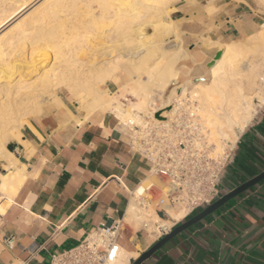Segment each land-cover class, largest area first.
<instances>
[{
  "label": "crops",
  "instance_id": "1",
  "mask_svg": "<svg viewBox=\"0 0 264 264\" xmlns=\"http://www.w3.org/2000/svg\"><path fill=\"white\" fill-rule=\"evenodd\" d=\"M169 15L182 21L193 56L181 67L198 77L222 52L208 59L212 50L202 44L227 45L256 34L264 25V1L180 0ZM122 84L109 82L107 88L119 94ZM57 96L59 102L48 101L22 127L25 144L15 156L27 167V179L14 199H0V264H50L52 255L78 246L111 219H127L134 192L149 176L151 164L133 149L130 125L112 112L85 118L63 93ZM262 172L264 102L239 135L219 199ZM186 220L173 227L172 222L171 230ZM162 238L127 225L120 244L136 254L127 264ZM143 264H264V181L171 239Z\"/></svg>",
  "mask_w": 264,
  "mask_h": 264
},
{
  "label": "bare ground",
  "instance_id": "2",
  "mask_svg": "<svg viewBox=\"0 0 264 264\" xmlns=\"http://www.w3.org/2000/svg\"><path fill=\"white\" fill-rule=\"evenodd\" d=\"M176 1L0 0V199H14L27 179V167L6 146L11 142L25 144L20 140L19 128L33 115H40L47 100L59 102L57 90H66L78 109H85L89 115L112 112L130 126L168 123L183 106L200 118L214 157L223 156L226 146L238 141V134L247 129L258 112L255 103L261 107L264 101V25L245 43L226 46L208 41L209 50L224 52L202 76L193 77L191 69L177 67L179 61L193 59L187 52L171 63H163L167 57L164 53L161 61L148 64V53L161 45L167 52L171 46L168 36L173 26L167 7ZM33 12L32 19L25 20ZM31 25H35L33 31L44 30V38L31 37ZM156 30L163 38L160 42L153 40ZM27 42L28 54L13 60L16 50ZM43 57L49 59V67L34 81L20 74L33 70ZM140 71L162 88L161 108L155 107L151 83H143L144 73ZM120 81V97L126 98L129 105L117 98L118 92L99 88ZM175 82L180 86L168 93ZM151 183L150 178L146 179L134 192L127 218L138 224L137 229L145 228L156 236L161 229L170 230L187 211L183 207L170 208V219L165 220L153 205L140 207L138 198ZM122 251L115 264H127L129 257H136Z\"/></svg>",
  "mask_w": 264,
  "mask_h": 264
},
{
  "label": "built area",
  "instance_id": "3",
  "mask_svg": "<svg viewBox=\"0 0 264 264\" xmlns=\"http://www.w3.org/2000/svg\"><path fill=\"white\" fill-rule=\"evenodd\" d=\"M131 127L133 149L151 164L148 178L152 183L138 198L140 207L151 205L159 189L162 196L157 203L158 216L168 220V209L183 207L187 211L184 220L219 199L220 182L233 149L226 150L223 156H212L200 118L193 111L182 106L168 123ZM154 179L161 185L157 186ZM126 228V218L111 219L109 224L89 233L78 246L52 255L50 264H115L123 250L120 242ZM171 229H161L160 237Z\"/></svg>",
  "mask_w": 264,
  "mask_h": 264
},
{
  "label": "rangeland",
  "instance_id": "4",
  "mask_svg": "<svg viewBox=\"0 0 264 264\" xmlns=\"http://www.w3.org/2000/svg\"><path fill=\"white\" fill-rule=\"evenodd\" d=\"M180 1V0H179ZM40 2V1H39ZM176 2H178V1H176ZM175 2V3H176ZM174 3V4H175ZM174 4H172V5H169L168 7H167V11H168V15L170 14V10H171V8L174 6ZM34 14V12L33 13H31L29 16H27L26 18H25V20H29L30 21V19H32L31 18V16ZM168 19H170V21H171V23H172V30H173V33H171L169 36H168V39H170V44H171V46L170 47H168V51L167 52H165V45L163 46V45H161L160 47H158V48H156L155 49V51H152L151 53H148L147 54V56H148V58L150 59L149 60V62H148V64H155V63H157V62H159V61H161L160 60V55H163L164 53H166L167 54V57L164 59V61H163V63H171V62H174L180 55H181V53H183V52H187V53H189L188 52V48L186 47V43H185V41H184V38H183V35H182V31H181V24L180 23H182V21H175V20H172L171 18H170V15L168 16ZM36 25V24H35ZM35 25L33 26V25H31V26H29V28H30V33H31V37H35V36H39V38L41 37V38H44L43 37V34H44V30H41V29H39V30H36V31H33V30H35V29H33L34 27H35ZM43 33V34H42ZM153 35H155L154 37H153V40L154 41H161L163 38L161 37V33H159L157 30L154 32V34ZM246 39L247 38H245V39H243V40H241V41H238V42H234L235 44L236 43H245L246 42ZM234 43H232V44H234ZM29 44H30V42H27L25 45H24V47L23 48H19V49H17L16 50V53L14 54V57H13V60H14V58H16V57H18L19 55H27L28 54V51H29ZM225 45V44H224ZM227 45H230V44H227ZM226 45V46H227ZM202 46L204 47V48H208V42H204L203 44H202ZM95 47V46H94ZM93 47V48H94ZM95 48H97V46L95 47ZM184 49H186V50H184ZM209 49V48H208ZM218 50V49H217ZM223 52H224V49H221ZM216 51V49H213L212 50V53H211V55H209V57H208V59H210V58H213V55H214V52ZM190 54V53H189ZM39 55V54H38ZM40 55H43V52H41L40 53ZM41 57V56H40ZM207 59V60H208ZM44 60V61H43ZM157 60H159V61H157ZM39 61H41V62H37V63H35V68H33V70L32 69H30V70H24V71H21L20 72V74L21 75H24V77H26V79L28 80V81H34L37 77H39L40 75H41V72L42 71H44V70H46L48 67H49V59L47 60L46 58H40L39 59ZM213 61V60H212ZM45 62V63H44ZM180 64V65H179ZM181 64H182V61H179L178 63H177V67L179 68L180 66H181ZM45 65V66H44ZM207 68V70H209L210 68H212V67H206ZM153 69V68H152ZM38 71V72H36V71ZM140 72H142V73H144L141 77V79H143L145 82H143V83H146L147 85L149 84L150 85V83L151 82H149L148 81V76H147V74L144 72V71H140ZM27 74V75H26ZM130 77V76H129ZM128 77V79H132L131 77L129 78ZM20 77H17V79H13V80H15V81H17L18 79H19ZM127 79V80H128ZM13 80H12V82H13ZM148 81V82H147ZM131 82H132V80H131ZM15 83V82H14ZM102 86V87H101ZM180 85L179 84H177L176 82L175 83H172L170 86H169V89H168V93H171L170 91L171 90H173L174 88H178ZM99 88L101 89V90H103V91H106V90H108V88H107V84H105V85H99ZM150 88H152V96H153V98H155L156 100H157V102H156V105H155V107L156 108H161V104H162V99H161V96H163V94H162V88L160 87V85L159 84H153V83H151V85H150ZM59 93V90H57L56 91V94H58ZM63 95L64 96H66L67 98H68V100H69V102L71 103V105H72V107H76L77 108V111H79V113L81 114V115H83L85 118H87L88 116H90L89 114H88V111H86L85 109H78V106H77V104H76V102H75V99L74 98H72V96L71 95H69V93L66 91V90H64L63 89ZM120 94H122V89L120 90V92H119ZM123 93H124V91H123ZM120 94H117L116 96H117V98H119V100L121 99V97H120ZM124 94H126V93H124ZM119 95V96H118ZM123 98V97H122ZM128 98V97H127ZM129 99H132V101H134V99L133 98H131V97H129ZM48 102V100L44 103V105L46 104ZM122 103L124 102V104L125 105H129V101H126V98H123V101H121ZM264 102V101H263ZM263 103H261V105H262ZM255 107H257L256 109H257V111L261 108L260 106L258 107V103H255ZM83 114H82V113ZM34 116H36V115H33V117ZM24 126V125H23ZM23 126H21V128H19V132H20V140H21V142H24V140H23V134H22V132H21V130H22V127ZM241 133H239L238 134V137H239V135H240ZM11 143H14V142H11ZM231 144H229L228 146H226V149H227V151H229L230 149H234V147L236 146V143H237V141L235 142V143H232V142H230ZM8 146H6V150L8 149L7 148ZM225 149V150H226ZM9 151V150H8ZM18 151V150H17ZM16 152V151H15ZM14 152V153H15ZM16 154V153H15ZM154 182H155V184H157V186H159V185H161L160 184V181H158V179H154ZM221 188H224V184H222V186H221ZM161 196H162V192L158 189V191H156V196L155 197H153V200H152V203H151V206H152V208L156 211V209H157V203H158V200L161 198ZM1 198V197H0ZM148 206H150V205H147V208H148ZM198 213V212H197ZM196 213V214H197ZM196 214H194V215H196ZM193 215V216H194ZM126 223H127V225L128 226H130L131 228H133L135 231L137 230V228H136V226H138V224H136V222L134 221V222H132L130 219H126ZM170 227H171V224L169 225ZM169 226H167L166 228H170ZM159 234H160V230H159V232L157 233V235L156 236H159ZM123 252V251H122Z\"/></svg>",
  "mask_w": 264,
  "mask_h": 264
},
{
  "label": "water",
  "instance_id": "5",
  "mask_svg": "<svg viewBox=\"0 0 264 264\" xmlns=\"http://www.w3.org/2000/svg\"><path fill=\"white\" fill-rule=\"evenodd\" d=\"M223 56L222 52H218L214 58V60L209 63L208 67H213L215 62ZM156 118H160V114H156ZM8 150L10 152H15L16 150H20L22 147L18 143H10L8 144ZM264 181V172L260 175L255 177L254 179L240 185L212 205L205 208L202 212L198 213L197 215L187 219L182 224L176 226L172 231H170L167 235H165L159 242H157L149 251L145 252L138 260L134 261L133 264H143L147 261L153 254H155L160 248H162L166 243H168L171 239L182 233L183 231L191 228L192 226L196 225L200 221L206 219L208 216L213 214L214 212L218 211L222 207H224L229 201L235 199L236 197L240 196L241 194L245 193L246 191L250 190L251 188L257 186L261 182Z\"/></svg>",
  "mask_w": 264,
  "mask_h": 264
}]
</instances>
